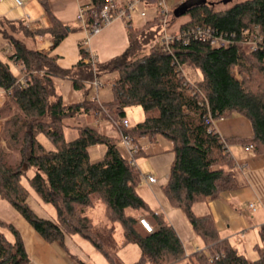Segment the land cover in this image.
<instances>
[{
  "label": "trees",
  "instance_id": "obj_1",
  "mask_svg": "<svg viewBox=\"0 0 264 264\" xmlns=\"http://www.w3.org/2000/svg\"><path fill=\"white\" fill-rule=\"evenodd\" d=\"M145 1L155 4L157 0ZM180 2L172 8L170 22L182 15L189 19L167 47L161 42L150 46L160 34L159 18L154 15L139 26L128 24L123 53L96 62L95 71L84 61L88 54L82 48L80 59L66 68L58 65L55 55L28 45L29 36L38 33L51 38L54 47L72 30L45 1L50 25L30 31L21 24L24 37L7 32L2 23L19 21L0 18V33L11 47L6 58L0 55V88L15 108L0 107V117L7 115L0 142V197L45 240L63 245L66 234H78L109 264H264V224L258 229L261 246L254 245L258 256L251 259L220 237L210 213L193 211L196 202L216 199L239 186L230 145L251 144L254 153L264 154V0H230L224 8L215 6L225 4L222 0H199L175 16L173 10ZM104 3L90 0L81 6L87 27ZM197 29L204 38L196 36ZM213 37L223 38L222 43L211 44ZM253 40H258L254 48ZM11 64L19 67L18 73ZM105 70L117 71L110 100L62 102L55 77L70 79L75 89L87 91L86 83ZM132 105L141 106L143 118L125 126L122 120ZM85 114L111 120L120 134L133 141L145 137L154 142L159 136L170 141L172 158L162 190L168 203L183 212L206 251L186 254L174 226L140 195L142 173L119 151L118 136L76 124L77 135L65 139L63 119ZM232 116L248 120L249 135L219 133L215 122ZM39 133L55 147L45 148L36 138ZM95 144L104 146V151L94 161L89 147ZM27 167L35 169L26 177L28 186L21 180ZM30 188L36 200L54 206V219L40 217L31 208ZM97 202L102 204L103 222H95L88 214ZM138 215L148 219L153 231L139 224ZM117 226L120 241L115 237ZM130 242L139 246L140 256L127 263L118 251ZM27 261L18 230L0 220V264Z\"/></svg>",
  "mask_w": 264,
  "mask_h": 264
},
{
  "label": "crops",
  "instance_id": "obj_2",
  "mask_svg": "<svg viewBox=\"0 0 264 264\" xmlns=\"http://www.w3.org/2000/svg\"><path fill=\"white\" fill-rule=\"evenodd\" d=\"M42 1L47 3L59 20L70 25L72 30L54 47L51 46V38L38 33H34L33 37L29 36L27 43L40 51L55 55L56 62L61 67H72L80 59V45L86 35L81 22L78 21V10L83 4L89 3L90 0H84V2L80 0H21L20 4L14 0H0V18H6L14 22L19 21L30 31L47 27L50 25V21L45 14ZM165 1L172 10L174 5L181 0ZM114 2L115 6L120 8L124 7L128 0H114ZM141 11H144V16L140 15ZM129 13V20L123 16L116 17L101 31L92 36L90 46L96 55L97 62H106L113 56L123 53L128 44V24L139 26L146 19L152 18L156 15L155 4H149L145 0H141L137 3L135 9ZM187 20V15L179 16L171 24V30L179 29L180 25ZM15 35L24 37L21 31L15 33ZM8 44L5 38H0V48H6ZM6 49L11 52V47ZM86 84L90 83L87 82ZM1 92L3 90L0 88ZM79 97L83 99L84 96ZM81 120L85 125L107 135L117 137L120 134L115 126L114 129L108 128L111 121L109 119L100 120L86 114L82 116ZM215 125L219 133L224 136H247L251 132L248 120L242 116L223 118L217 120ZM147 142L150 141L145 137H140L137 140L138 145L142 144L143 147L146 146V149L150 150L154 145H148ZM118 149L125 156L123 148L121 149L118 146ZM155 149L160 150L161 146L157 145ZM229 149L236 161L239 186L236 189L223 191L216 199L196 202L193 205V211L198 215L210 213L215 219L220 237L228 239L238 248V245L247 242V240L244 241L246 237H250V239L258 238L259 240L258 229L264 224V154L248 151L246 145L240 143L230 145ZM149 174L153 175L152 173ZM167 175L168 172L166 178ZM140 181L138 187L140 195L147 201L152 210L162 212L167 222L174 226L184 244L186 254L193 253L196 250L206 251L207 247L194 233L182 211L168 203L162 190L161 179H157V182L153 184H148L141 179ZM28 202L40 217L55 218V210L50 209L47 203L39 202L36 199L32 203L29 198ZM251 202L256 203L254 210L250 209L249 204ZM0 220L12 224L18 230L28 256L26 264H109L100 251L78 234H66L63 245L45 240L11 204L1 197ZM118 254L124 262L128 263L135 260L133 257L126 256L128 253L125 251V247L121 248Z\"/></svg>",
  "mask_w": 264,
  "mask_h": 264
},
{
  "label": "rangeland",
  "instance_id": "obj_3",
  "mask_svg": "<svg viewBox=\"0 0 264 264\" xmlns=\"http://www.w3.org/2000/svg\"><path fill=\"white\" fill-rule=\"evenodd\" d=\"M80 1L84 2V0H80ZM215 6L217 8H224V6H226V3L225 4L218 3ZM170 18H171V14H170ZM188 19H189V17H188ZM78 21H80V20H78ZM175 21H173V22H175ZM2 23H3V27L6 29L7 32L18 33L21 31V28H22L21 24L15 23L13 25L11 24L12 25L11 26L10 23L5 21V20ZM172 23L169 20V23L167 26V32L176 34L179 32V29L171 30V24ZM0 38H2L1 33H0ZM4 49H5L4 47L0 48V55H2V57H5L4 55H7L8 53H10V51H8V50L5 53ZM146 51H148V50H146ZM11 68H12L14 73H18V68H19L18 66L11 64ZM116 77H117V71H115V70L114 71H111V70L100 71L98 78H99V81L101 84L98 87H96L94 84H91L90 82H88L90 84L86 85L87 91L85 89H81V90L75 89L73 87L70 79L63 78V77H55L54 80H55L56 91L61 95L62 102L63 103H71V102L81 101L84 98H87V99L97 98L100 101L110 100L111 99V81ZM192 77H193V75H192ZM81 95L84 96L83 99H81V97H79ZM4 104H7L12 111H15L14 106L9 101V97H8L7 93L3 91L0 93V107L3 106ZM87 115H90V114H87ZM6 116L7 115L0 117V142H3L2 138H1V133H2L3 123L5 121ZM82 116L68 117V118L63 119V122H64L63 134H64L65 139L69 140V139H72L73 137H75L77 135V131L74 128V125L85 124L81 120ZM94 117L97 119L96 116H94ZM142 118H143V111H142V108L140 105H132V106H129L126 108V119L130 125L135 124L136 122L142 120ZM114 126L117 128V126L115 124L113 125V122L110 121L108 128L114 129L115 128ZM118 137L120 138V134ZM36 138L47 149H53L55 147L54 144L43 133L37 134ZM138 139L134 140V142L137 143ZM117 144L121 149L123 148L120 139H118ZM147 144L148 145L152 144L154 146L150 150H147L146 146L143 147L144 145L140 144L139 148L141 150H139L138 154H135V162H136L137 166L139 167L141 173H143V174L152 173L153 176H155L157 179H161V182L163 185L166 182V174L168 172L169 165H170L171 158H172V154L169 151V148L171 147L170 141L167 140L166 138L162 137V136H159L156 141L147 142ZM157 145L161 146L160 150L155 149V147H157ZM103 150H104V146H102V145H99V144L92 145L89 148L90 158L92 160H97V159L101 158V156L103 154ZM123 150H124V148H123ZM145 150H147V151H145ZM34 172H35V169L32 167H27L25 169V173L22 175V178H21L22 182L25 185L28 186L26 177L31 176ZM30 191H31V193L29 196V200H30V202L33 203V201L36 199V196H35V192L31 188H30ZM161 195H163V194H161ZM47 205H48V207H50V209H52V210L54 209V206L51 203H47ZM88 214H90L92 216V218L94 219L95 222H103L104 221V217H103V213H102V204L100 202H97L92 209L88 210ZM187 222H188V220H187ZM115 237L117 240H119L121 238L120 228L118 226H117V231L115 233ZM245 240H247V242L245 244L238 245V250L241 253L245 254L248 258H251V259L256 258L258 256V249L255 248L254 245L256 243H258L261 246V242L258 240V238L250 239V237H246V238H244V241ZM87 243L91 246V244L89 242H87ZM123 247H125V251L128 253V255H126V256L133 257V258H135V260L140 256V248L136 243L130 242V243H126L124 245H121L119 250Z\"/></svg>",
  "mask_w": 264,
  "mask_h": 264
},
{
  "label": "built area",
  "instance_id": "obj_4",
  "mask_svg": "<svg viewBox=\"0 0 264 264\" xmlns=\"http://www.w3.org/2000/svg\"><path fill=\"white\" fill-rule=\"evenodd\" d=\"M14 1L18 4L21 3V0H14ZM139 1H141V0H129L124 7L117 8L115 6L114 0H105V3L102 6V8L98 12H96V11L94 12V22L92 23V25L90 27H87L85 24L82 7L79 8L77 17L81 22L82 28L86 31V35L83 39V42L80 45V48H82L85 52H87L88 55L86 56V58L84 60H85V62H88L91 64L93 71H95V64L97 62V58H96V55L90 46V40H91L92 36L97 34L99 31H101L104 26L111 23L116 17L123 16L127 20H129L130 19V13L129 12L131 10L135 9V7ZM155 8H156V15L159 18L160 32L161 33L159 34L158 37H156L151 42L150 46L154 45L157 42H161L165 47H167L168 43L174 37L173 33L167 32V26H168V23L170 20L171 10L168 7V5L166 4L165 0H157L155 3ZM140 15L144 16L145 15L144 11H141ZM196 36H198L199 38L205 37L204 32L199 30V29H197ZM256 39L259 40V39H261V37L256 36ZM222 40H223V38H221V37H217V38L213 37L210 39V42H211V44H219V43H222ZM258 40L251 41L250 46L252 48H254L256 46V43L258 42ZM7 47H10V45L8 44ZM6 48L4 49L5 53L7 52ZM90 83L94 84L96 87H98L101 84L98 76H95L90 81ZM122 123L125 126L129 125L126 118H124L122 120ZM120 141H121V144L124 148L125 157L128 158L132 163L136 164L135 154H136V152L141 150L139 148V145L136 142H134L130 137H128L126 135H122V134H120ZM246 150L252 151L253 150L252 145L251 144L246 145ZM140 179L143 181H146L148 184H153V183L157 182V178L151 174H143L142 173L140 175ZM249 206H250V209L254 210L256 208V203L251 202L249 204ZM137 219H138L139 224L147 232L153 231L154 227L150 224V222L148 221V219L145 216H143V215L138 216ZM209 257L211 258V255Z\"/></svg>",
  "mask_w": 264,
  "mask_h": 264
},
{
  "label": "water",
  "instance_id": "obj_5",
  "mask_svg": "<svg viewBox=\"0 0 264 264\" xmlns=\"http://www.w3.org/2000/svg\"><path fill=\"white\" fill-rule=\"evenodd\" d=\"M228 1H230V0H222L223 3H226ZM198 2H199V0H185V1L181 2V4L173 10V14L175 16H178L180 13H183V11L187 7H189L192 4L198 3Z\"/></svg>",
  "mask_w": 264,
  "mask_h": 264
}]
</instances>
